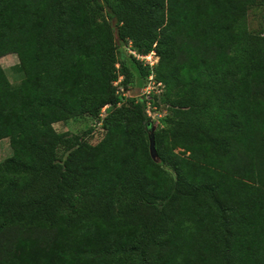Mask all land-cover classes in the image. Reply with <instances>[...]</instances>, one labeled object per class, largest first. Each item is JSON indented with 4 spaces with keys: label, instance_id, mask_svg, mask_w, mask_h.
<instances>
[{
    "label": "trees",
    "instance_id": "trees-1",
    "mask_svg": "<svg viewBox=\"0 0 264 264\" xmlns=\"http://www.w3.org/2000/svg\"><path fill=\"white\" fill-rule=\"evenodd\" d=\"M257 4L0 0V58L16 53L25 73L12 86L0 64L13 150L0 163V264H264V30L246 24ZM128 42L159 57L157 122L138 96L147 67L128 54L136 97L112 84L131 81L117 57ZM84 114L104 130L95 144L54 128Z\"/></svg>",
    "mask_w": 264,
    "mask_h": 264
},
{
    "label": "rangeland",
    "instance_id": "rangeland-1",
    "mask_svg": "<svg viewBox=\"0 0 264 264\" xmlns=\"http://www.w3.org/2000/svg\"><path fill=\"white\" fill-rule=\"evenodd\" d=\"M104 16L108 17L110 11L108 8L102 9L101 12ZM247 28L253 32L258 33L264 30V5L257 4L251 6L246 15ZM117 57L119 59H125L126 66L130 69L132 73L131 81L127 86L128 97H136V85L140 82V71L136 64V61L128 55L127 50L120 46L117 50ZM0 64L6 73L9 82L12 86L18 85L21 80L25 77V73L19 67L18 55L14 52L8 53L0 58ZM141 89V88H140ZM140 93V90L139 92ZM162 104L160 105L158 112L164 113ZM155 117H158L157 115ZM154 122H157L156 120ZM54 128L58 132H63L67 136L78 135L83 140L95 144L103 136L104 130L100 124V120L95 116L84 114L81 116H76L69 118L65 121H60L54 123ZM149 126L148 129H150ZM13 153L12 146L10 144V138L5 137L0 139V163H2L6 158L10 157ZM66 154V150L63 146H59L57 150L58 159H62ZM153 159L158 160L156 154L152 156Z\"/></svg>",
    "mask_w": 264,
    "mask_h": 264
},
{
    "label": "built area",
    "instance_id": "built-area-1",
    "mask_svg": "<svg viewBox=\"0 0 264 264\" xmlns=\"http://www.w3.org/2000/svg\"><path fill=\"white\" fill-rule=\"evenodd\" d=\"M125 50H127L128 54H131L137 61L141 63L143 67L148 68V74L145 76L143 85L140 89V93L138 94L139 98L145 101V112L149 119L152 121H158L160 117L164 115V113H159L158 108L154 102V96H160L164 90V84L155 78L154 68L158 63V55L154 49H151L147 53H139L137 52L131 45V42L122 45ZM119 64L116 63V67ZM124 75L119 73L117 78L112 81L114 87H116V93L121 96H128L126 93V88L123 84ZM120 102H118L119 104ZM110 106V104H105L102 106L99 117H102L106 114V109ZM158 117H155V116Z\"/></svg>",
    "mask_w": 264,
    "mask_h": 264
},
{
    "label": "water",
    "instance_id": "water-1",
    "mask_svg": "<svg viewBox=\"0 0 264 264\" xmlns=\"http://www.w3.org/2000/svg\"><path fill=\"white\" fill-rule=\"evenodd\" d=\"M152 130H153V128H150L149 132H148L151 156H153L155 154V150H154V146H153V134H152L153 131Z\"/></svg>",
    "mask_w": 264,
    "mask_h": 264
}]
</instances>
